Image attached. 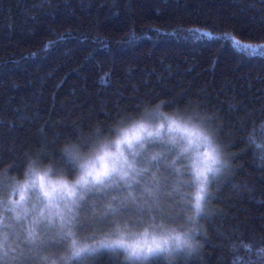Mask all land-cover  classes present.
Wrapping results in <instances>:
<instances>
[{
	"label": "trees",
	"instance_id": "trees-1",
	"mask_svg": "<svg viewBox=\"0 0 264 264\" xmlns=\"http://www.w3.org/2000/svg\"><path fill=\"white\" fill-rule=\"evenodd\" d=\"M68 31L76 39L46 47ZM261 36L264 0H0V178L21 179L25 154L45 137L56 147L54 135L69 125L89 135V126L115 127L118 112L134 116L138 104L172 102L160 110L210 119L229 170L209 206L217 214L205 225L207 243L198 241L193 260L170 264L256 260L264 247V162L245 141L255 126L262 142L264 53L247 46L264 44ZM249 244L251 253L242 247ZM124 262L121 254L86 264Z\"/></svg>",
	"mask_w": 264,
	"mask_h": 264
},
{
	"label": "snow or ice",
	"instance_id": "snow-or-ice-1",
	"mask_svg": "<svg viewBox=\"0 0 264 264\" xmlns=\"http://www.w3.org/2000/svg\"><path fill=\"white\" fill-rule=\"evenodd\" d=\"M73 39L63 32L46 47ZM93 42L108 47L102 37ZM171 106L138 104L134 116L118 112L115 127L89 126V135L83 125H69L54 135L56 147L45 137L39 151L25 154L21 179L0 178V264H86L121 254L124 264L193 260L198 241L207 243L205 225L217 214L209 206L229 167L210 119L160 110ZM257 138L254 126L245 143L264 162V123L260 144ZM153 148L161 151L149 155ZM242 247L252 252V245ZM242 264H264V247Z\"/></svg>",
	"mask_w": 264,
	"mask_h": 264
},
{
	"label": "rangeland",
	"instance_id": "rangeland-1",
	"mask_svg": "<svg viewBox=\"0 0 264 264\" xmlns=\"http://www.w3.org/2000/svg\"><path fill=\"white\" fill-rule=\"evenodd\" d=\"M250 48H251L252 51H256V52H259V53H264V48L260 47V45H251ZM197 154H198L197 150L195 148H193V151H192L193 158H195ZM52 180L55 181V179H52Z\"/></svg>",
	"mask_w": 264,
	"mask_h": 264
}]
</instances>
